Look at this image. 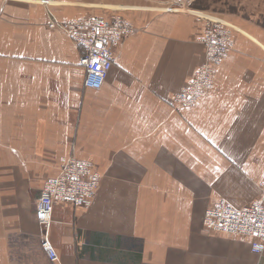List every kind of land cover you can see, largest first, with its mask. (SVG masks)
Here are the masks:
<instances>
[{
	"label": "crops",
	"instance_id": "1",
	"mask_svg": "<svg viewBox=\"0 0 264 264\" xmlns=\"http://www.w3.org/2000/svg\"><path fill=\"white\" fill-rule=\"evenodd\" d=\"M87 1L0 0V264H264L251 240L204 228L218 199L241 208L260 197L264 26L224 18L236 49L214 91L175 109L205 61L200 11ZM91 7L123 11L112 16L140 29L115 50L100 91L84 87V48L47 27L52 16L112 17ZM70 156L92 161L102 179L87 210L54 208L52 263L37 202Z\"/></svg>",
	"mask_w": 264,
	"mask_h": 264
},
{
	"label": "built area",
	"instance_id": "2",
	"mask_svg": "<svg viewBox=\"0 0 264 264\" xmlns=\"http://www.w3.org/2000/svg\"><path fill=\"white\" fill-rule=\"evenodd\" d=\"M200 20L204 22L205 31L198 41L204 47L205 61L175 95L172 101L175 109L192 108L214 91L219 68L236 49L235 28L225 19L208 15L200 16ZM47 27L63 32L84 48L80 65L85 70L84 87L90 91H100L114 66L115 50L140 30L121 14H114L109 19L83 16L67 21L52 16ZM57 173L44 182L36 209V219L42 228L41 248L52 263L59 260L49 239L54 208L69 206L87 210L93 204L102 179L92 161L75 156L63 157ZM260 188L258 200L241 208L228 200L215 201L205 213L206 232L249 239L253 252L261 255L264 252V180L260 182Z\"/></svg>",
	"mask_w": 264,
	"mask_h": 264
},
{
	"label": "rangeland",
	"instance_id": "3",
	"mask_svg": "<svg viewBox=\"0 0 264 264\" xmlns=\"http://www.w3.org/2000/svg\"><path fill=\"white\" fill-rule=\"evenodd\" d=\"M78 2H91L87 0H77ZM102 1V0H101ZM108 1V0H107ZM105 1V2H107ZM165 1L166 6L175 4L177 1L182 2L181 7L184 11L187 10H198L200 11V16H216L224 20V18L231 21L245 20L252 23H258L264 26V0H110L113 3H135L140 5H153L158 4V2ZM115 9H129L132 7L127 6H114ZM135 9V7H133ZM91 13L97 14L101 13L106 18L113 15L114 11L123 14V11L106 9H95L93 7L89 8ZM137 9V8H136ZM206 12V13H201Z\"/></svg>",
	"mask_w": 264,
	"mask_h": 264
},
{
	"label": "bare ground",
	"instance_id": "4",
	"mask_svg": "<svg viewBox=\"0 0 264 264\" xmlns=\"http://www.w3.org/2000/svg\"><path fill=\"white\" fill-rule=\"evenodd\" d=\"M202 17H204V16H202ZM206 17V16H205Z\"/></svg>",
	"mask_w": 264,
	"mask_h": 264
}]
</instances>
